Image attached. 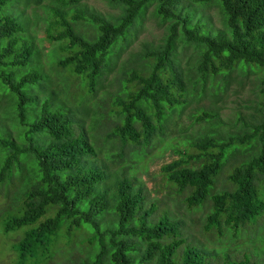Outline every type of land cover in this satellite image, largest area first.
<instances>
[{"label": "trees", "instance_id": "trees-1", "mask_svg": "<svg viewBox=\"0 0 264 264\" xmlns=\"http://www.w3.org/2000/svg\"><path fill=\"white\" fill-rule=\"evenodd\" d=\"M31 1L42 0L24 3ZM82 2L53 0V21L46 29L47 43L59 42L66 52L54 63L57 72L79 80L80 100L70 99L65 86L41 70L40 53L32 37L22 35L18 18L0 14V196L11 206L1 212L6 214L2 230L23 231L13 246L20 264L60 244L61 233L89 223L98 231L101 222L108 226L98 232V253L74 264H254L246 255L256 243L243 242L246 251L240 244L228 258L223 250L184 236V221L159 218V200L147 201L145 195L154 192L131 175L137 162L125 158L143 151L146 157L194 100L208 99L209 106L198 107L194 115L205 126L196 137L182 139L181 147L171 148L176 157L160 167L162 178L173 194L186 193L188 209L210 205L202 231L215 238L224 231L251 233L260 224L264 103L255 107L260 117L252 115L230 133L221 128L217 103L232 82L251 72L263 73L258 88L264 95V0H105L118 10L115 15ZM6 3L0 0V13ZM152 4L165 25L162 43L153 49L143 44L119 63ZM211 8L218 10L217 29L207 15ZM187 49L194 55L188 57ZM92 101L97 104L93 110ZM104 112L115 116L106 149L108 141L117 144L107 156L85 129L92 116L107 120ZM224 167L226 187L217 190Z\"/></svg>", "mask_w": 264, "mask_h": 264}, {"label": "rangeland", "instance_id": "rangeland-1", "mask_svg": "<svg viewBox=\"0 0 264 264\" xmlns=\"http://www.w3.org/2000/svg\"><path fill=\"white\" fill-rule=\"evenodd\" d=\"M82 4L88 9L95 10L96 12L105 15H115L118 13V10L109 6L105 0H83ZM53 5V0H42L41 3L38 4L33 1L26 4L24 3V0H7V3L0 14H9L18 18L24 31L22 35H25L24 38L26 39L32 37L34 48L40 53L38 65H40L41 70L52 77L54 83L61 82V86H65L70 99L71 97L77 96L80 100L82 95H79L75 89V86L79 84V80L75 78L70 79V77H67L63 71L57 72L58 68H56L54 64L57 59L65 57L66 52L61 51V45L59 46V42H53L52 44L47 43L46 29L48 24L53 21V16L50 13V9ZM154 10L155 6L153 4L145 9L140 24L135 28V32L129 36L128 46L122 53H120L118 59L119 63L127 59L132 52L135 53L139 51L143 44H148L151 46L150 48L153 49L162 43L165 34V25L160 18L155 15ZM207 15L210 17L213 27L216 29L219 28L220 17L218 16V10L216 8H211L208 10ZM81 30L83 32L90 31L87 26H82ZM179 50H181V48H179ZM186 55L188 57L194 55L193 50L187 49ZM262 75L263 73L257 74L251 72L248 77L244 78L242 81L232 82L227 91L226 98L221 103H217V105L221 107L220 115L224 122V125L221 128L225 133L235 132L242 125L243 121L245 120L248 122L252 115L259 116L255 107H259V104L264 103V95L260 93L258 88L259 79ZM112 76L113 75L109 78H112ZM84 90H86V88ZM1 96L2 92H0V98ZM1 102L4 104L5 99H1ZM92 102L93 104L90 105L89 108L93 110L96 108L95 105L97 104L94 101ZM207 106H209L208 99L200 101L194 100L189 107L185 109L182 115L176 118V115L174 114V118H176L175 123L177 124L176 127L169 126L170 134L160 141L161 143L157 144L156 147L152 149L149 148L150 151L146 157H143L142 154L146 155L147 151H143L140 154L131 152L128 153L125 160L128 161V163L129 161L130 163L132 161L137 162L135 168L132 167L131 175H137L139 180L145 183L147 190H152L154 192V194L145 195L147 201L154 202L155 199L159 200L158 212H156V215H160V217L157 216V218L167 217L173 220L180 219L184 221L186 223V229L183 231L184 236L189 240H194V242L206 246L208 249H221L228 258H233L234 251H237L236 247L243 242L256 243L257 245L247 253V259L251 262L253 261L254 264H264V216L259 217L258 220L261 222L252 229L251 233L240 232L237 235H233L232 232L224 231L222 236H216L215 238L213 232L202 231L204 229L202 223L205 217L211 212L210 205H208L207 202H204L198 207L188 209L183 202L186 193L180 196L173 194L175 189L166 187L165 179L162 178L160 167L168 164L174 159V157H176L171 148L180 146L182 139L184 140L185 138L187 139L192 136L196 137L198 132L202 131V127H204L205 124H197L194 120V115H196L198 107ZM191 114L193 115L191 116ZM104 116L107 120L100 122L94 121L92 116V119L90 118V123L88 122L86 124L85 129L88 133V137L94 139L98 150L103 153L104 156H107L114 154L109 152L110 147L115 145L117 147L115 141H108L107 144L109 147L106 149L105 141L107 133L113 127L111 120L115 119V116L110 115L108 112H104ZM239 118H242V120ZM0 129L3 131V126ZM0 134L4 135L3 132ZM103 154L100 155L102 159L104 158ZM144 171L146 174H143ZM227 173L228 167H224L222 175L218 178L216 184L217 190H222L226 187V184L223 181ZM166 195L172 196L168 197ZM10 208L11 206H9L6 199H4L1 194L0 264H20L19 253L17 250H14L13 246L20 240L23 231L5 234L2 230V224L6 218V214H1V212H6ZM153 215L154 214L152 213L150 216L152 217ZM94 221H98V219H95ZM107 224L108 223L101 222L98 231L94 229L93 224L89 223L81 224L78 228L74 227L66 233H61L60 244H54L53 246L50 245L48 248L49 252L38 256L37 259L28 260L25 264H74L75 261L80 259L85 260V256L92 260L100 249L98 232L102 233L105 226H108ZM238 240L242 241L238 243ZM245 247L246 246H243V244L241 245V249L244 251H246ZM250 248H248L247 251ZM237 257L238 256H236V258Z\"/></svg>", "mask_w": 264, "mask_h": 264}]
</instances>
